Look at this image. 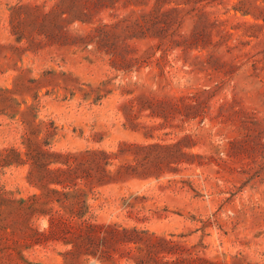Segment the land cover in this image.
Segmentation results:
<instances>
[{"label": "rangeland", "instance_id": "1", "mask_svg": "<svg viewBox=\"0 0 264 264\" xmlns=\"http://www.w3.org/2000/svg\"><path fill=\"white\" fill-rule=\"evenodd\" d=\"M67 263L264 264V0H0V264Z\"/></svg>", "mask_w": 264, "mask_h": 264}, {"label": "trees", "instance_id": "2", "mask_svg": "<svg viewBox=\"0 0 264 264\" xmlns=\"http://www.w3.org/2000/svg\"><path fill=\"white\" fill-rule=\"evenodd\" d=\"M16 152H17V156L20 157L21 153L18 151ZM28 154H30V152ZM116 155H117L116 152H108L103 149H87L79 152H69L66 154H62L56 151L39 149V152H37V154L35 155L34 160L37 168H39L42 171L41 178L43 180H47V182H44L43 185L45 187V191L47 193H54L60 195L61 197H65L66 199H71L76 203L80 204L81 211L76 214L79 218H84L89 209L88 193L85 191V189L81 187H77L73 189L62 190L56 187H50L49 182L63 184L64 188L65 187L72 188L73 186L72 184H75V186H77V183L72 182L74 180L75 177L74 173L76 171L78 172L83 171L84 173L89 174L91 176L93 175L98 176L97 177L98 180H102L103 177H106V175L111 174V170H109V166L113 164L112 160ZM61 156H65L66 159L64 160L60 159ZM71 158H73L76 161L75 164H71L70 161ZM80 159L81 161L78 162V160ZM58 163L65 165L67 167H61V166L54 168L49 167V165L51 164H58ZM56 173L66 174L67 177L64 180H68V182H64L55 178L45 179L47 177V174H51L55 176ZM68 178H71L70 181ZM18 202L20 203V205H23V203H25V199H20L18 200ZM24 208L26 209L27 207L24 206ZM40 212H44V211H40ZM92 225L95 226L94 224ZM85 246L83 248H86L84 250H85V254L88 257L96 255L98 248L97 243L92 242L90 240V242L85 243ZM74 251L75 250H70L68 254L69 253L73 254L71 252ZM66 261H69L68 263H70L71 258L67 257Z\"/></svg>", "mask_w": 264, "mask_h": 264}]
</instances>
